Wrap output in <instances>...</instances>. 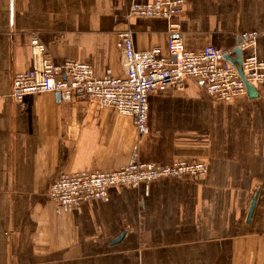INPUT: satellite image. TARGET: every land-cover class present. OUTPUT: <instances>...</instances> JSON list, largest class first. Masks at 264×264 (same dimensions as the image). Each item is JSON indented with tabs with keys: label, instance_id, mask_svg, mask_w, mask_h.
<instances>
[{
	"label": "crops",
	"instance_id": "1",
	"mask_svg": "<svg viewBox=\"0 0 264 264\" xmlns=\"http://www.w3.org/2000/svg\"><path fill=\"white\" fill-rule=\"evenodd\" d=\"M145 1L0 0V264H264V83L230 102L191 79L151 93L141 138L131 116L87 98L10 95L14 74L33 67L34 34L56 63H88L96 77L123 73L122 31L138 50H165L169 21L129 14ZM186 3L188 49L233 52L240 33L255 31L243 57L264 62V0ZM136 144L141 161H201L207 171L111 187L107 200L56 210L48 193L59 174L119 169Z\"/></svg>",
	"mask_w": 264,
	"mask_h": 264
},
{
	"label": "built area",
	"instance_id": "2",
	"mask_svg": "<svg viewBox=\"0 0 264 264\" xmlns=\"http://www.w3.org/2000/svg\"><path fill=\"white\" fill-rule=\"evenodd\" d=\"M186 0H146L134 2L129 14L135 17L165 18L169 21L167 46L138 50L131 31L118 35L123 73L108 70L96 77L90 64L65 59L56 63L46 45L34 34L31 38L33 67L13 76L10 95L22 103L28 94L53 92L63 101L87 98L100 108H110L120 115H129L141 138L148 133V98L154 92L180 91L188 79L202 81L206 92L217 100L230 102L247 93L246 83H264V62L255 54L242 59V74L225 55L211 44L199 50L186 47L179 18L184 14ZM258 33L239 34L241 49L256 46ZM207 171L201 161H177L171 165L144 162L138 158L134 145L129 162L114 170H82L59 174L51 183L49 197L58 212H71L84 201L107 200L111 187L149 185L162 177H200Z\"/></svg>",
	"mask_w": 264,
	"mask_h": 264
},
{
	"label": "water",
	"instance_id": "3",
	"mask_svg": "<svg viewBox=\"0 0 264 264\" xmlns=\"http://www.w3.org/2000/svg\"><path fill=\"white\" fill-rule=\"evenodd\" d=\"M239 42H240V39H239ZM233 55L235 56V58H232ZM225 57H226V59H228L230 62H232L233 64H235L237 66V68L239 70V73L243 77L242 69H241V63H242V59H243V51H242L241 47L237 45L233 49V52L231 54L225 55ZM246 86H247L248 93L250 95L254 94L255 89H254L253 85L250 84V83H246ZM254 205H255V201H253L252 204H251V207H250V210H249V217L252 214V211L254 209Z\"/></svg>",
	"mask_w": 264,
	"mask_h": 264
},
{
	"label": "rangeland",
	"instance_id": "4",
	"mask_svg": "<svg viewBox=\"0 0 264 264\" xmlns=\"http://www.w3.org/2000/svg\"><path fill=\"white\" fill-rule=\"evenodd\" d=\"M132 155V154H131ZM138 158H139V152H138ZM140 160V159H139ZM141 161V160H140ZM170 177V176H169ZM201 177V176H200ZM162 178H165V177H162ZM175 178H179V177H175Z\"/></svg>",
	"mask_w": 264,
	"mask_h": 264
}]
</instances>
